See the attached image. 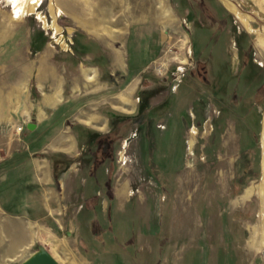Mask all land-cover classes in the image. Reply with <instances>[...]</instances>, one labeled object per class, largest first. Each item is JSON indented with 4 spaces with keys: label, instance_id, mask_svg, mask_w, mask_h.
Instances as JSON below:
<instances>
[{
    "label": "rangeland",
    "instance_id": "374dc122",
    "mask_svg": "<svg viewBox=\"0 0 264 264\" xmlns=\"http://www.w3.org/2000/svg\"><path fill=\"white\" fill-rule=\"evenodd\" d=\"M32 1L0 0V109L35 121L57 73L74 141L23 144L52 164L43 186L6 162L0 264H264V0H105L93 27L85 0Z\"/></svg>",
    "mask_w": 264,
    "mask_h": 264
},
{
    "label": "crops",
    "instance_id": "0c3cea01",
    "mask_svg": "<svg viewBox=\"0 0 264 264\" xmlns=\"http://www.w3.org/2000/svg\"><path fill=\"white\" fill-rule=\"evenodd\" d=\"M54 76V79L56 80V90H54L52 95H49L52 97L50 101L46 100V96L44 97L42 103L43 106H41L40 110H38V116L35 121L34 119H31L30 114L28 113V109L20 111V114L18 115L17 108L14 107L11 110L8 103H6L2 99L4 97H1V99L3 100V110L0 109V162L4 164L0 165L1 169L3 167V171H0V176H4L6 178L11 171L8 170L10 168V165H8L6 162L18 161L14 167V175L16 173L27 174V176L33 178V183H35L36 185L43 186L46 183H50L53 176L52 164L50 160L43 156H33V153L40 152L44 154H56L57 145L62 144L67 146L66 148H68L73 144V135H67L68 131L66 128L56 127L57 114L55 109L56 105H58V103H60V101L62 100V88L60 85V77L57 75V73ZM24 90L25 88L23 89L22 86L15 87L7 91L6 95L4 91V96L6 98L7 94L9 95V97L6 98L7 102L9 99L13 100V103L15 102L16 104H18L23 99V95L27 94V92L25 93ZM44 104L51 106L53 111L46 112L44 109ZM29 123L35 124V128L33 130H30L28 128ZM24 124L26 128L23 130ZM58 129L63 130V132L61 133L60 130V134L58 135V138H56V131ZM36 137H42L43 139L36 141L38 146L35 147L34 139ZM23 144L29 146V148H31V146L33 145L36 150L33 153L24 151ZM65 150L71 151L72 147ZM29 154L32 155L31 159L30 161H28V163H26L27 166L23 170V160H26ZM14 156L16 158H14ZM19 163L20 165H18ZM26 169L27 172L25 171Z\"/></svg>",
    "mask_w": 264,
    "mask_h": 264
},
{
    "label": "bare ground",
    "instance_id": "6f19581e",
    "mask_svg": "<svg viewBox=\"0 0 264 264\" xmlns=\"http://www.w3.org/2000/svg\"><path fill=\"white\" fill-rule=\"evenodd\" d=\"M15 1H16L17 6H18V9L21 12H26V11H29V10L33 11L36 8V4H37V2H35V1H32L31 3L27 2V0H15ZM89 1L85 0V2H84V4H87L89 6L88 9L83 8V4H81V6H77V8L74 7L75 8L74 12H76L75 14L78 15V17L85 24L90 25L92 27L93 26H99L101 24H104L106 21H108V18H110V15H111V10H106V9L103 8V3L105 2V0H99L98 1L99 4H97L98 6H94V4L93 3H89ZM156 1L157 0H143V2H144L143 5H145L146 3L147 4L149 3V7L152 9L155 6L154 3ZM161 4H162V6H161L162 14L166 15L165 6L163 5V3H161ZM230 7L233 8L232 5H230ZM58 12L62 13L60 9L58 10ZM259 189L262 191V194H263V197H264V175H263V178H262V181H261ZM261 216H262V219H263V225L261 227V231H262L264 229V204H263V209H262V212H261ZM262 234H263L262 238H264V231H262Z\"/></svg>",
    "mask_w": 264,
    "mask_h": 264
},
{
    "label": "water",
    "instance_id": "95a60500",
    "mask_svg": "<svg viewBox=\"0 0 264 264\" xmlns=\"http://www.w3.org/2000/svg\"><path fill=\"white\" fill-rule=\"evenodd\" d=\"M28 128L33 130L35 128L34 123H29ZM20 264H60L54 256L46 249L40 248L38 251L31 254Z\"/></svg>",
    "mask_w": 264,
    "mask_h": 264
},
{
    "label": "trees",
    "instance_id": "16d2710c",
    "mask_svg": "<svg viewBox=\"0 0 264 264\" xmlns=\"http://www.w3.org/2000/svg\"><path fill=\"white\" fill-rule=\"evenodd\" d=\"M213 19H216V18L214 17ZM204 73H205V79L208 78V76H209V72H208L207 69H206V71H204ZM199 78H200V77H199ZM200 79H202V78H200ZM205 79H204V80H205ZM208 80H209V78H208Z\"/></svg>",
    "mask_w": 264,
    "mask_h": 264
}]
</instances>
